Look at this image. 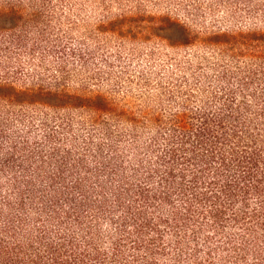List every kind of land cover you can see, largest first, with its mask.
<instances>
[{
    "label": "trees",
    "instance_id": "16d2710c",
    "mask_svg": "<svg viewBox=\"0 0 264 264\" xmlns=\"http://www.w3.org/2000/svg\"><path fill=\"white\" fill-rule=\"evenodd\" d=\"M0 264H264V0H0Z\"/></svg>",
    "mask_w": 264,
    "mask_h": 264
}]
</instances>
